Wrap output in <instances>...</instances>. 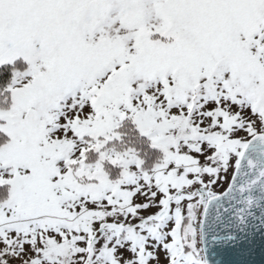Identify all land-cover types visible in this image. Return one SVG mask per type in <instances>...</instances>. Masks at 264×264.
Instances as JSON below:
<instances>
[{"label": "snow or ice", "instance_id": "snow-or-ice-1", "mask_svg": "<svg viewBox=\"0 0 264 264\" xmlns=\"http://www.w3.org/2000/svg\"><path fill=\"white\" fill-rule=\"evenodd\" d=\"M0 264H264V0H0Z\"/></svg>", "mask_w": 264, "mask_h": 264}]
</instances>
